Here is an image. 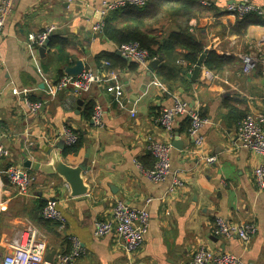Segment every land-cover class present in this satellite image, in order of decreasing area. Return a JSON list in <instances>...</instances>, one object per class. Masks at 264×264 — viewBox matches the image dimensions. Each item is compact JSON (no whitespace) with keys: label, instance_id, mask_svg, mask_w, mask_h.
Wrapping results in <instances>:
<instances>
[{"label":"crops","instance_id":"obj_1","mask_svg":"<svg viewBox=\"0 0 264 264\" xmlns=\"http://www.w3.org/2000/svg\"><path fill=\"white\" fill-rule=\"evenodd\" d=\"M101 1H13L0 40V138L9 152L0 159V197L6 202L0 214V254L9 252L8 244L18 231L32 226L45 241V262L68 254L69 237L75 236L85 253L68 264H188L200 246L230 253L244 264H264V191L256 189L252 178L260 159L231 145L244 115L264 113V19L261 25L238 26L239 18L224 9L243 0H205L209 8L200 0H148L143 8L126 7L108 16L112 28L136 24L156 45L171 35L189 34L204 50L200 57L212 51L228 59L216 72L202 65L192 79L187 75L194 66L184 61L185 51L177 45L160 55L162 61L153 72L117 56V43L93 30ZM249 1L264 7V0ZM48 27L54 31L41 54L27 38ZM247 53L258 57L260 66L245 75L240 57ZM103 61L109 62L123 86V107L107 92L110 81L82 94L73 90L50 94L62 76L72 74L76 63L83 64L82 72L96 73L105 72ZM163 65L173 69V81L158 74ZM22 89L30 92V100L41 103L37 114H27L15 96ZM176 98L197 108L208 121L197 154H191L194 145L186 118H175L171 135L156 123ZM95 106L102 110V128L91 122ZM65 127L81 140L75 153L66 151L61 138ZM175 140L181 142V151L172 146ZM150 142L171 146L170 174L164 182H151L141 171L153 166L147 151ZM55 154L67 165L84 163L89 168L83 173L86 195L71 197L56 174L23 167L24 159L46 166ZM205 157L214 162L206 164ZM11 167L32 178L26 194L8 183ZM116 201L150 216L145 241L132 254L117 244L114 234L93 235L94 221L108 220ZM48 202H55L65 218L61 229L40 217L41 206ZM216 219L254 224L256 235L246 244L236 237H218ZM51 251L55 255L47 261Z\"/></svg>","mask_w":264,"mask_h":264},{"label":"built area","instance_id":"obj_2","mask_svg":"<svg viewBox=\"0 0 264 264\" xmlns=\"http://www.w3.org/2000/svg\"><path fill=\"white\" fill-rule=\"evenodd\" d=\"M14 0H0V40L4 33V27L11 15L12 4ZM73 1V0H68ZM148 0H103L99 8V18L93 27L97 34H103L105 27V19L112 13L128 8H143ZM199 3L204 6H210L205 0ZM225 13L235 15L238 18L249 14H255L264 17V7L255 6L249 0L232 3L225 6ZM54 31L53 27H48L40 33L28 36L27 40L35 47H42L50 38ZM120 55L140 67H147L151 61L149 53L142 48L137 42L123 43L117 46ZM242 64V72L245 75L257 70L260 66V60L255 55L247 53L240 57ZM264 63L261 64V67ZM105 72L84 71L78 76L65 75L62 76L53 86L50 94H54L62 90H73L76 94L87 92L92 85H102L111 82L106 90L113 97L119 106L123 107L122 96L123 86L118 79L117 73L110 69L107 61L102 63ZM107 69V70H106ZM103 73V75H101ZM210 73L206 70V74ZM264 74V71L262 72ZM30 92L26 89L16 90L15 96L19 100L24 110L29 115H35L41 108V103L32 101L29 98ZM68 108V105H66ZM132 116L134 112L130 111ZM177 117H184L188 121V135L193 140V150L191 154H197L204 144V138L201 130L208 123L203 118L197 108L192 107L187 101L176 98L171 106L164 108L158 118L157 125L168 134L173 132V122ZM91 122L94 127L102 128V110L99 106H95L91 114ZM61 138L66 147L70 148L77 144L78 135L68 127L61 131ZM231 145L244 148L259 157V162L252 170V178L255 187L259 191H264V113L246 114L239 120L236 126L235 139ZM147 151L153 158V166L151 169H142L143 175L151 182H164L170 174V151L171 146L163 143L150 142ZM9 152L2 143L0 138V159L8 157ZM204 162L210 165L214 162V158L205 157ZM7 181L15 188L19 194H26L32 183V178L18 167H11L7 172ZM175 185L180 186L179 181ZM67 187V185H66ZM5 201L0 197V214L5 208ZM40 217L46 221H52L58 224L61 229L64 227L65 218L56 208L55 202H48L42 207ZM150 216L144 209L138 210L129 207L122 201H116L111 208V216L108 220H96L93 223V235L97 238L108 234H114L117 244L127 253L132 254L142 247L145 241V235L148 231ZM214 232L218 237L229 239L238 238L243 243H247L256 235L257 229L251 223L230 224L221 219H216L214 224ZM71 249L68 254L58 255L56 262H45L44 258L47 253L45 241L39 237L38 231L27 226L18 231L8 244L9 252L6 255L0 254V264H68L71 261L81 257L85 253V249L81 242L75 236L69 237ZM188 264H244L243 261L230 253L215 252L204 246L198 247Z\"/></svg>","mask_w":264,"mask_h":264},{"label":"trees","instance_id":"obj_3","mask_svg":"<svg viewBox=\"0 0 264 264\" xmlns=\"http://www.w3.org/2000/svg\"><path fill=\"white\" fill-rule=\"evenodd\" d=\"M117 12L118 11L114 13ZM109 19H110L109 17L105 19V27L103 31V34L108 39L117 43L118 46L123 43L137 42L142 48L148 51L151 60L159 57L164 53H168L172 51L174 46L177 45L181 47L183 51H185L184 61L188 63L190 66H195L196 63L198 62L200 55L204 52L202 46L198 44L189 34L171 35L165 42L156 45L154 44V41L152 39L147 38L145 35L139 32V28L136 24H132L134 26H130V24H126L122 27L112 28L110 26ZM263 19L264 17H259L256 16L255 14H249L239 18L237 25L244 27L251 24L261 25L260 20ZM227 61L228 59L225 56L217 55L211 51V52H206L205 57L202 61V65L209 71L216 72L221 70L226 65ZM157 72L162 77L163 80L173 81L175 78L174 71L169 67V65L160 66L157 69ZM79 141L81 140L79 139L76 145L70 148H66V151L70 153H75L80 145ZM43 206H41V209Z\"/></svg>","mask_w":264,"mask_h":264},{"label":"water","instance_id":"obj_4","mask_svg":"<svg viewBox=\"0 0 264 264\" xmlns=\"http://www.w3.org/2000/svg\"><path fill=\"white\" fill-rule=\"evenodd\" d=\"M49 44V40L42 46L40 47V53H44L47 46ZM117 56H121L119 52L116 53ZM204 56L202 55L196 65L193 68V73L191 76L187 75V77H191L192 79H196V76L200 70V67L202 66V61H203ZM162 61V56H159L155 59H153L149 65H148V71L153 72L159 63ZM83 70V64L81 62L76 63L75 68L72 70V74H69L70 76H77L81 74ZM172 146L179 151L182 150V144L181 142H178L175 140L172 144ZM61 151L64 149L63 145H60L58 147ZM23 167L25 169H30L33 171H38L40 169L44 170L45 173L47 174H56L59 176L64 184L67 185L69 189V194L71 197H78V196H84L88 192V186L85 184V180L83 178V173L85 171H88L89 168L83 163L78 166H70L67 165L60 155L55 154V156H51L50 162L46 166H41L37 162H32L28 159L23 160ZM55 255L54 251H51L48 253L46 260L51 261L53 256Z\"/></svg>","mask_w":264,"mask_h":264}]
</instances>
